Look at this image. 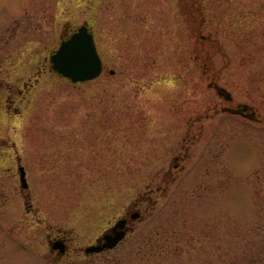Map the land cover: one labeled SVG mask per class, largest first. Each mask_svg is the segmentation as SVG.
<instances>
[{
	"label": "rangeland",
	"instance_id": "obj_1",
	"mask_svg": "<svg viewBox=\"0 0 264 264\" xmlns=\"http://www.w3.org/2000/svg\"><path fill=\"white\" fill-rule=\"evenodd\" d=\"M84 24L104 69L73 85L49 57ZM261 97L264 0H0V264H72L56 235L76 264H264Z\"/></svg>",
	"mask_w": 264,
	"mask_h": 264
},
{
	"label": "water",
	"instance_id": "obj_2",
	"mask_svg": "<svg viewBox=\"0 0 264 264\" xmlns=\"http://www.w3.org/2000/svg\"><path fill=\"white\" fill-rule=\"evenodd\" d=\"M51 69L61 78L69 80L73 84L93 81L100 77L103 72V62L98 53L93 33L89 27L84 24L78 27L72 34L61 41L59 48L50 55ZM114 74V71H110ZM217 93L226 99L232 101L231 95L223 88L215 87ZM230 113L241 114V111L228 109ZM20 173V182L23 189L28 188L26 172L24 167L18 169ZM138 213L131 216L133 220L137 219ZM127 219H120L115 226L106 232L103 237V243L92 245L87 248L89 253H98L103 250L115 248L126 236ZM57 249V245L53 246Z\"/></svg>",
	"mask_w": 264,
	"mask_h": 264
},
{
	"label": "flooded vegetation",
	"instance_id": "obj_3",
	"mask_svg": "<svg viewBox=\"0 0 264 264\" xmlns=\"http://www.w3.org/2000/svg\"><path fill=\"white\" fill-rule=\"evenodd\" d=\"M128 224H129V221L127 222V229H128V226H129ZM113 226H111V227H113ZM99 239L96 240L93 244H90V245H88L87 247H85L84 249L81 250L85 254L84 257L92 258L93 256H99V255H102V254H104V253H106L108 251V250H104V251H101L99 253H90V252L88 253L86 251L87 248L89 246H91V245L102 244L103 241L99 240ZM50 241H51L50 243L52 244V246L50 248V251L52 253L57 254L58 257H61L63 259H67L68 258V260H70L72 262V264H74V263L76 264V261H78V259L80 258V255L79 254H77V255H75V254L69 255L71 253L70 244L68 243V239L65 236L62 237L61 235H56ZM54 245H57V249L53 248ZM119 246H117V247H119Z\"/></svg>",
	"mask_w": 264,
	"mask_h": 264
},
{
	"label": "trees",
	"instance_id": "obj_4",
	"mask_svg": "<svg viewBox=\"0 0 264 264\" xmlns=\"http://www.w3.org/2000/svg\"><path fill=\"white\" fill-rule=\"evenodd\" d=\"M256 42H257V41H255L254 44H256ZM261 98H262V97H261ZM262 99H263V101H264V98H262ZM242 115H244L243 112H242ZM258 175H260V174H258ZM257 177H258V176H257ZM259 193H260V191H259Z\"/></svg>",
	"mask_w": 264,
	"mask_h": 264
}]
</instances>
